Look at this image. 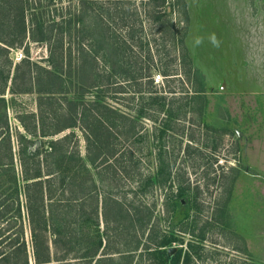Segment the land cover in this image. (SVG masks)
I'll return each mask as SVG.
<instances>
[{
    "label": "rangeland",
    "instance_id": "1",
    "mask_svg": "<svg viewBox=\"0 0 264 264\" xmlns=\"http://www.w3.org/2000/svg\"><path fill=\"white\" fill-rule=\"evenodd\" d=\"M40 1L41 5L36 7V2L31 4L29 0L32 7L29 13L33 14H27L26 18L30 20L33 16L43 21V29L49 31L50 39L62 32L65 62L62 70L67 82L70 80L65 94L67 101L76 100L78 103L91 98L94 93V90L82 91L78 88L75 77L80 71L88 74L92 68L98 73L117 75L122 69V72L133 71L135 68L138 70L141 63L142 67L146 65L142 61L149 53L154 59L151 74L161 75V80L154 83L156 91H161L167 100L172 95L168 89L172 90L175 97L181 98L179 102L185 103L184 116L165 117L164 107L140 120L139 125L135 126L139 129V134L132 139L128 138L125 143L121 142L130 147L132 153L128 162L129 169L125 170L127 173L122 172L111 178L109 168L106 171L105 165L99 166L102 163L99 158L98 175L96 169L86 161L84 141L76 127L47 136H30L22 128L19 119L32 126L34 119H41L40 114L47 131L58 129L67 122L72 114L68 113L69 105H66L60 95L55 94L50 100L38 102L35 91L4 94L13 165L17 172L20 170V156L28 161L29 153L36 151L42 157L43 148L48 141L73 131L65 146V158L70 155L73 160L64 162L60 167L65 170L64 184L57 191L62 187L66 192L72 189L78 193L79 186L84 189L87 185L89 189H93L97 198L96 218L76 225L79 246L84 244V237L96 242L100 239V247L93 259L104 257L102 259L105 262L98 264H136L139 261L147 264L145 255L139 258L138 254H143V247H151L148 236L153 229L158 234H169L173 239V248L181 247L185 250L188 243L197 245L195 254H191L190 264H264V92L235 91L234 87L227 85L220 75V61H211L209 57L214 53L207 52L219 51L220 44L213 42L214 37L204 35L202 25H197L200 32H196L190 42L185 35L188 4L195 0H166L164 5L154 8L156 12H150L153 4L150 0H96V4L83 0L85 2L81 8L77 5L78 0H52L44 4L43 0ZM119 1H129L123 21L126 24L134 22L137 26L140 23L141 32L135 30L129 37L125 27L120 25ZM219 1L210 2L219 4ZM202 3L207 4L204 1ZM104 9H108V13ZM163 9L173 28L178 33L184 32L182 46L191 59L196 82L191 80L188 83L184 80L178 83L174 80L177 78H172L174 72H181L183 79L186 76L183 67H178V46L174 39L159 34L157 22L149 18L151 13L156 16ZM159 15L161 22L165 17ZM106 25L111 30L110 35L103 31ZM122 38L126 42L124 48H120L117 42ZM26 41V57L48 68V41H30L27 38ZM146 42L149 43L148 51ZM215 54L217 57V53ZM121 55V61L132 60L136 62V66L128 63L127 67V64L121 63L118 60ZM9 56L13 62H17L25 55L20 48H13L10 49ZM173 57L174 61H170L166 72L168 75L163 76V61ZM111 80L121 79L108 77V81ZM199 87L204 91L194 94L192 89ZM136 90L134 84L128 86V91L134 97L140 94ZM142 93L144 96L148 94ZM129 103H136V100ZM1 111L0 104V113ZM1 123L3 119H0V125ZM1 129L2 127L0 154L3 153ZM111 160L107 158L108 163ZM134 161L137 162V169L132 170ZM24 166L28 167L29 163ZM158 168L161 169L159 172ZM72 179L79 186L66 188L65 184ZM146 181L148 185L145 190L139 191L138 185ZM180 187L185 188L183 203L177 205L178 198L175 196ZM111 196L130 206L133 202H141L148 210L143 232L137 238L139 249L130 260L124 248L134 239L131 228H116L111 213L105 219L102 216V205L108 203ZM22 200L21 197L20 202ZM89 202V199H85L81 207L84 218L90 214ZM21 213L23 233L30 248L23 208ZM15 229L13 226L9 231ZM69 247L70 244L65 245L68 259L61 263L86 264V259L72 258L81 253L82 249L76 251ZM94 260L89 264H93ZM28 264H34L32 259Z\"/></svg>",
    "mask_w": 264,
    "mask_h": 264
},
{
    "label": "trees",
    "instance_id": "2",
    "mask_svg": "<svg viewBox=\"0 0 264 264\" xmlns=\"http://www.w3.org/2000/svg\"><path fill=\"white\" fill-rule=\"evenodd\" d=\"M34 1L31 0V4L36 2V7L41 5L40 0ZM46 1L50 2L52 0H43V4ZM150 1H153L150 12H156L154 8L166 3V0ZM84 2L83 0L77 1L79 8L82 7ZM87 2L96 4V0ZM128 2H118L120 3L118 13L120 25L125 27L126 33L131 37L135 30L141 32L142 25L139 23L137 26L134 22L126 24L123 21L128 9ZM31 8L29 0H0V104L2 106L0 119H3V123L0 125L2 127L1 130H3V135L1 134L3 153L0 154V264H28L31 259L34 264H62L68 259V250L65 249V245L69 244L70 249L74 248L76 251L82 249L81 253L74 255L72 258L86 259V264H89L94 260L93 258L100 247V239L96 242L84 237V244L79 246L78 231L75 228L77 224L83 223V221L90 222V220L96 218V194L87 185L82 190L79 185L75 184L73 179L65 186L66 188L67 186H79L78 193H75L72 189H67L68 192H66L65 188L62 187L57 191V188L64 184L63 171L65 170L60 167L64 162L73 160L70 155L65 158L67 152L65 147L66 140L73 135V131L48 141L46 147L43 148L42 157H39L36 151L29 153L27 156L28 161H25V157L20 156L18 158L20 170L17 172L13 165L4 94L35 91L38 94V102L50 100L55 94L60 95L66 101V105H69L68 113L72 114L67 122L58 129L47 131L44 129L46 125L42 121L41 114L39 115L41 119H34L32 126H28L22 119L17 117L22 128L30 136L34 134L47 136L56 134L64 129L76 127L84 141L86 161L96 169V175H98L97 159L99 158L102 161L99 166L105 165L106 171L109 168L111 178L122 174V172L127 173L125 170L129 169L128 162L132 153L130 152V147L121 144V142L125 143L128 138L132 139L139 134V129L135 126L139 125L140 120L151 116L150 114H153V112L156 113L163 110L164 107L163 115L165 117L178 118L184 116L185 110L183 107L185 103L179 102L181 98L175 97L172 90L168 89V92L172 95L167 100L160 93L161 91H156V84L152 80L153 74L150 72L153 68L154 59L149 53H147L145 59L143 57L142 62H145L146 65L142 67L141 63L138 70L135 68L133 71L122 72V69L117 75H109L98 73L89 66L91 71L88 74L80 71L75 77V83L78 88L82 91L94 90V93L91 98L80 100L78 103L76 100L67 101L65 94L70 80L67 82L62 70L65 65L62 54V32L59 35L56 33L50 39L49 31L43 29V21L33 16L32 19L27 20L26 15L33 14L29 13ZM104 11L108 13V9H104ZM159 14L165 17L161 22L159 21ZM167 15L165 9H163L156 16L151 13L149 18L153 22H157V32L159 34L174 39L175 45L178 46L176 49L178 67L179 65L183 67V73L186 76L183 79L181 72H174L172 73V78H177L174 80H177L178 83L184 82V80L188 83L191 80L196 82V72L191 67V59L182 46L184 32L180 31L178 33L173 28ZM103 31H107L109 35L111 34V30H108V25L104 26ZM175 36L178 37L176 38ZM26 38L30 41H48V56L46 58L48 68L30 61L26 57ZM117 42L120 48H124V38L117 40ZM145 44L147 45V50L149 43L146 42ZM13 48H20L25 55L17 62H13L9 56V51ZM120 58L118 60L121 63L124 62L125 65L127 64V67L129 66L128 63H131L133 67L136 66L135 61L126 59L121 61L122 55ZM170 61H174V57L163 61V76L168 75L166 72H168ZM110 76L121 80L108 81ZM131 84H134L136 91L140 92L136 97L128 91V86ZM203 91L200 87L192 89L194 94ZM142 92H147L148 94L144 96ZM105 95L107 98H105ZM134 99L136 103H129ZM39 112L41 113L40 110ZM51 113H54V111ZM63 157L66 159L65 161ZM107 158L112 159L110 163L107 162ZM27 162L29 166L25 167L24 165ZM132 164L131 169H137V162L134 161ZM160 170L158 168V172ZM150 178L148 177V179ZM147 185L148 182L146 181L142 185H138L137 188L139 191L145 190ZM91 186L94 188L92 180ZM184 190L185 188L182 187L177 190L175 196L178 198L177 205L183 203ZM21 197L23 200L20 202ZM85 199L90 201L88 203L90 214L84 218L81 207L84 205ZM21 208L25 212L30 248L27 246L23 233ZM109 213H111L112 221L116 224V228L122 229L126 227L132 230L134 239L129 241L127 247L124 248L128 252L127 257L130 260L139 249L137 238L143 232L144 223L148 217V210L141 202H133L130 206L121 201V199L111 196L108 203L102 205V216H104V219ZM125 222H127V226H125ZM13 226L16 228L15 231H9ZM148 240L151 247H143V254H138L139 258H141V255H145L148 260L147 264H190L191 254H195L198 248L197 245L188 243L185 250H182L181 247H174V250L169 252L167 249L172 248L171 241L173 239L169 234H158L153 229L149 233ZM132 242L133 245H131ZM102 258L104 257L96 258L93 264H98L101 261L105 262ZM110 260L108 259V261ZM136 264L143 263L139 261Z\"/></svg>",
    "mask_w": 264,
    "mask_h": 264
},
{
    "label": "crops",
    "instance_id": "3",
    "mask_svg": "<svg viewBox=\"0 0 264 264\" xmlns=\"http://www.w3.org/2000/svg\"><path fill=\"white\" fill-rule=\"evenodd\" d=\"M210 1L188 4L185 35L190 40L200 32L197 25H202L204 35L214 37L213 42L220 44L219 51L207 52L214 53L209 57L211 61H220V75L227 85L235 91L264 92V0H220L219 4Z\"/></svg>",
    "mask_w": 264,
    "mask_h": 264
},
{
    "label": "built area",
    "instance_id": "4",
    "mask_svg": "<svg viewBox=\"0 0 264 264\" xmlns=\"http://www.w3.org/2000/svg\"><path fill=\"white\" fill-rule=\"evenodd\" d=\"M152 80H153V83H157L158 81L161 80V75L159 73L153 74Z\"/></svg>",
    "mask_w": 264,
    "mask_h": 264
},
{
    "label": "water",
    "instance_id": "5",
    "mask_svg": "<svg viewBox=\"0 0 264 264\" xmlns=\"http://www.w3.org/2000/svg\"><path fill=\"white\" fill-rule=\"evenodd\" d=\"M174 250V248L172 247V248H168L167 249V251H169V252H172Z\"/></svg>",
    "mask_w": 264,
    "mask_h": 264
}]
</instances>
